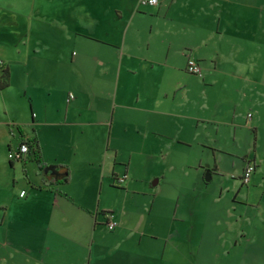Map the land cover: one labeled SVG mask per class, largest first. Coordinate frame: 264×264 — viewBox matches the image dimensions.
I'll use <instances>...</instances> for the list:
<instances>
[{
	"label": "crops",
	"instance_id": "obj_1",
	"mask_svg": "<svg viewBox=\"0 0 264 264\" xmlns=\"http://www.w3.org/2000/svg\"><path fill=\"white\" fill-rule=\"evenodd\" d=\"M28 1L37 4L35 21L22 13L27 10L17 14L0 6V47L6 49L0 52V67L9 73L0 89L27 101L20 102L28 109L22 120L34 132L20 127L16 144L8 147L35 139L40 162L67 165L69 177L63 182L60 174L43 171L45 184L54 188L47 203L39 202L23 217L9 215V222L17 223L10 228L19 226L22 238L19 258L11 253L6 261L173 264L174 254L184 262L193 253L204 264L206 252L214 257L213 245L174 243L173 234L184 236L194 229L174 230L171 218L161 213L150 215L148 232L142 227L144 215L129 226L115 211L118 223L109 236L101 210L115 209L93 210L86 196L69 189L75 181L85 187L108 178L123 182L131 160L120 175L118 164L124 161L119 155L141 150L139 140L151 139V145L166 140L159 144L164 148L173 143L180 149L196 146L203 157L197 170L205 183L243 156L237 171L228 169L234 178L224 186L232 194V208L238 209V214L229 211L230 217L240 235L252 238L262 229L264 69L258 65H264V0H159L146 5L139 0ZM102 11L108 12L107 20ZM67 42L76 48L69 61L60 49ZM189 56L199 61L202 76L187 71ZM15 63L22 66L20 73ZM221 89L238 92V100L223 97ZM227 156L234 158L223 159ZM247 161L256 167L244 184L239 176ZM151 202H157V192ZM202 231L200 226L196 233Z\"/></svg>",
	"mask_w": 264,
	"mask_h": 264
},
{
	"label": "rangeland",
	"instance_id": "obj_2",
	"mask_svg": "<svg viewBox=\"0 0 264 264\" xmlns=\"http://www.w3.org/2000/svg\"><path fill=\"white\" fill-rule=\"evenodd\" d=\"M0 6L12 8L17 14L22 10H27L26 12L22 11V13L28 14L30 20L35 21L36 19L37 4L35 2L0 0ZM46 9L53 11L54 7H47ZM100 13L107 20L108 12L102 11ZM47 16L50 17V15ZM113 22V25L116 26L117 21L113 19ZM70 45L68 42L60 45V49L66 51L65 61L70 60L71 50L76 49L70 48ZM4 49L0 47V52H3ZM261 66L264 69V65L261 63L258 68ZM14 69L20 73L22 66L15 63ZM227 83L229 86L233 84L230 80ZM258 89L257 87L256 90L254 88L252 92L254 96H256ZM66 91L68 93V90ZM14 93L0 89V242L4 245H0V255L2 256L0 259H3L0 260V264H11L9 262L11 253H15L18 258L20 254L21 231L19 226L14 229L10 228L11 223L13 226L17 223L9 222L11 221L9 215L10 217L15 215L16 217L19 215L23 217L27 211L35 208L37 204L39 205V202L47 203L54 191V188L49 189L48 184H45L43 170L38 167L32 152L25 153L22 159H12V164L10 163L11 158L8 156L10 148L8 146L9 144L12 146L16 144L20 137L19 128L22 127L31 135L34 133L31 123L22 120L26 119L28 109L24 103L20 107L22 104L20 102L27 101L21 99L20 96L17 99L12 98L11 95ZM221 94L227 99L238 100L239 98L238 92L230 93L228 89H221ZM245 100L241 102H245ZM139 141H141V150L134 154L124 152L119 155L123 159L122 162L124 161L118 164L120 175H124L126 163L129 159L131 160L123 182H119L115 178L112 180L108 178L102 185L96 184V186L85 187L75 181L70 184L69 189L75 191L74 194L86 196L93 210L96 206L99 209H115L113 212L116 211L119 216L127 219L129 226L137 224V218L144 215L142 227L148 232L151 229L149 222L152 216L150 215L155 213L167 216V220L170 217L174 230L178 227H193L194 230L184 236L173 234V241L180 245H186L187 248L190 245L203 243L213 245V251L210 253L214 257H208L209 252H206L204 264H213V262L214 264H264V226L254 233L252 238L245 236L247 234L240 235L238 230H235L234 222L236 221L230 217L229 213L232 211L238 214V209L232 208V194L224 188L225 184L229 185L228 182L234 178L229 174L231 170L228 169L237 171L241 167L242 160L240 158L243 156L237 158L224 157L223 159L227 161L234 158L232 166H229L228 169L224 168L227 172L214 176L213 179L205 183L199 177L201 172L198 174L197 170L199 166L197 161L198 158L202 157V154L198 152L199 149L196 146L192 145L189 149H180L178 147L181 146L173 143L171 147L164 148L159 144L166 142V140H155V145H151V139ZM70 156L72 154H69ZM43 157L45 158L46 154H43ZM203 173L202 171V175ZM157 179L159 182L155 184ZM219 180L225 181V183L220 184ZM220 188H223L222 194ZM21 190L25 192L23 197L20 196ZM155 192H157V202L153 203L151 201ZM29 193L32 194L29 196ZM237 205L239 206V204ZM100 216L102 215L99 212ZM242 222L243 220H240L239 224L241 223L240 226L244 228L245 225ZM200 226L203 231L199 235L196 230ZM103 228V231H106L110 236L113 230L108 229L106 224ZM128 230L126 229L124 233ZM104 234L106 235L105 232ZM8 239L14 240L13 245L6 243ZM236 239H238L236 246L232 245ZM5 257L9 261H6ZM197 260L193 253H189L188 259L184 262H181L179 253L172 257L173 264L176 262L193 264ZM197 264H201V262L198 260Z\"/></svg>",
	"mask_w": 264,
	"mask_h": 264
},
{
	"label": "built area",
	"instance_id": "obj_3",
	"mask_svg": "<svg viewBox=\"0 0 264 264\" xmlns=\"http://www.w3.org/2000/svg\"><path fill=\"white\" fill-rule=\"evenodd\" d=\"M159 0H139V3L142 5L146 4H157ZM2 63V59L0 58V64ZM186 69L190 73H193L198 76H202L203 71L202 67L197 59H195L192 56H189L187 58L186 62ZM74 95L73 93L69 94L68 99L72 98ZM29 147L28 143L25 141L19 142L18 146L16 148H10L8 156L12 159H20L24 156L25 153H27ZM255 165L251 162H247L246 165L244 166L241 174V179L243 182L247 183L249 182L251 175L254 171ZM23 190L21 191V194H23ZM104 217H105V224L108 229H113L117 223L118 220L115 217V213L112 210H106L104 212Z\"/></svg>",
	"mask_w": 264,
	"mask_h": 264
},
{
	"label": "trees",
	"instance_id": "obj_4",
	"mask_svg": "<svg viewBox=\"0 0 264 264\" xmlns=\"http://www.w3.org/2000/svg\"><path fill=\"white\" fill-rule=\"evenodd\" d=\"M8 76H9V73H8L7 68L4 67V66L0 67V87H3L5 85ZM22 140L28 143L29 149L27 151V154H29V152L33 153L34 158L37 159V165H38L39 168H41L44 172H47V173L53 171V173H56V175L60 174L61 177H59V178L62 179L61 181H63V182L68 181L69 169H68L67 165H62V164H44V163L40 162L39 154L37 152L38 143L36 142V140L35 139L31 140L29 138L22 139ZM22 158H20V159H22ZM247 162H251V161H247ZM10 163L12 164V160H10ZM246 163L244 164V166L246 165ZM251 163H253L255 165L254 162H251ZM244 166H243V168H244ZM241 174H242V172H241ZM241 174L239 176L240 179H241ZM241 181H242V179H241ZM243 183L245 184V182H243ZM105 211L106 210H101L102 213H104Z\"/></svg>",
	"mask_w": 264,
	"mask_h": 264
}]
</instances>
